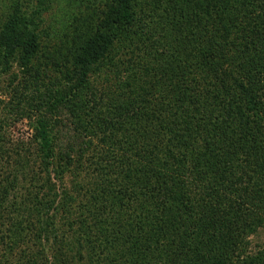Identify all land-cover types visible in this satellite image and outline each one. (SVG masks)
<instances>
[{"label":"trees","instance_id":"trees-1","mask_svg":"<svg viewBox=\"0 0 264 264\" xmlns=\"http://www.w3.org/2000/svg\"><path fill=\"white\" fill-rule=\"evenodd\" d=\"M0 1L5 110L33 122L25 144L0 121V264L69 237L78 264H264V0ZM50 170L74 192L33 178L15 218Z\"/></svg>","mask_w":264,"mask_h":264},{"label":"rangeland","instance_id":"rangeland-1","mask_svg":"<svg viewBox=\"0 0 264 264\" xmlns=\"http://www.w3.org/2000/svg\"><path fill=\"white\" fill-rule=\"evenodd\" d=\"M0 4H3V2L0 1ZM55 10H56V6L54 9V13L56 12ZM62 12H64L63 9L60 12V14ZM52 14L53 12L47 15V18L49 19ZM63 15L64 14L62 13L61 16ZM12 74H16L18 75L19 78H22V73L17 67L13 70ZM10 79H11L10 75L8 76L4 75L0 77V121L7 123L6 125L4 124L3 132H4L5 137L9 139L10 141H13L14 143H17V141H19V142H24L25 144H30L32 142V136H33V131L31 129V125H33V122L28 119H24V120L16 119L15 120L14 118H11L8 115V110L7 111L5 110V107L12 100V93L9 87ZM17 83L15 85H17ZM52 121L53 123L57 121L56 123L59 122L62 126L64 124V127L62 128L61 126L60 128V130L62 129V132L65 131V133L66 132L68 133L71 130L68 124V120L64 114H60L59 118L54 117ZM70 135H71L70 138L69 137L62 138V136H61L62 139L59 138L62 146L68 143L69 140L73 137L72 134ZM39 163L40 162H38V164ZM52 172L53 171L50 170V173L48 172L47 174H43V173L40 174L37 171L35 174H30V176H28L27 178L25 177L18 178V181L16 182V187L13 190H11L8 195V201L11 203L12 208L17 209V212L14 215L15 218L21 217L25 220V222H28V223H31L34 219L33 215L36 213V209L34 210V208L35 206L38 205V202L41 201L42 198H40L39 201L36 202V196H34L33 193H31L30 191V187L33 186L32 184L33 178H34V181L36 179H39L40 181L51 179V182L57 185L59 193H61L63 189H67L69 192H72V193L74 192V185L77 182H79V179L73 176L74 175L73 170H71L69 173L66 174V178L63 183L58 182L56 178V175H58V173L52 174ZM6 227H8V223H6ZM58 230H60V232L58 233V239L61 240L62 239V234H61L62 228ZM68 243L70 245H68ZM248 243H249L248 249H249V252L251 253H256L257 251L264 249V229L260 230L255 236L251 237ZM77 245H78L77 241H74L73 239H71V237H69V238L63 239L62 244L60 245H57L56 243H54V245L50 246L49 252L47 255L44 254L43 248L41 249L36 248V249L39 250L38 252L41 251L40 255H45L47 257L44 260V264H59V263L64 264V262L66 261L68 264H72V263L78 264V263H75L77 261L75 258L76 254L72 252V251L76 252ZM28 246H31V244ZM33 252L34 250H31L30 254H33Z\"/></svg>","mask_w":264,"mask_h":264}]
</instances>
